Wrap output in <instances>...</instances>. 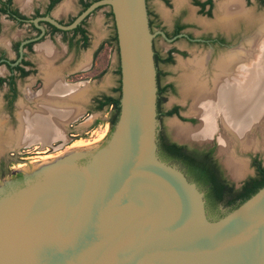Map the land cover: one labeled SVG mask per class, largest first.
Segmentation results:
<instances>
[{
    "label": "water",
    "instance_id": "obj_1",
    "mask_svg": "<svg viewBox=\"0 0 264 264\" xmlns=\"http://www.w3.org/2000/svg\"><path fill=\"white\" fill-rule=\"evenodd\" d=\"M219 8L224 28L260 22L256 48L216 62L208 78L201 47L174 42L184 54L157 66L160 85H172L161 110L178 106L182 118H157L154 53L170 46L149 28L156 0H98L69 25L45 18L70 31L89 16L87 38L68 52L58 39L53 47L65 91L51 72L40 110L0 120V264H264V186L232 210L228 198L208 209L181 161L158 153L159 134L213 146L236 188L255 177V159L264 168V14L255 19L238 0ZM102 96L119 101L113 125ZM48 142L53 150L28 146Z\"/></svg>",
    "mask_w": 264,
    "mask_h": 264
},
{
    "label": "flooded vegetation",
    "instance_id": "obj_2",
    "mask_svg": "<svg viewBox=\"0 0 264 264\" xmlns=\"http://www.w3.org/2000/svg\"><path fill=\"white\" fill-rule=\"evenodd\" d=\"M65 0H0V110L3 116L0 120L6 119V124L18 117L21 109L31 113L40 110L41 102L38 96L43 93L44 82L47 75L51 72L59 75L58 84L65 91L61 81L60 72L54 68L58 62L55 52L57 39L62 41L68 52L77 46H84L87 38V18L73 30L60 31L45 18L51 19L61 25H69L82 11L86 4L98 1L77 0L79 9L74 15L68 9L69 6L61 3ZM227 0H156L161 6L160 15L165 17L166 25L162 24V18L158 13H153L152 18H148L149 28L154 38L159 37L170 47L166 50L163 57H156V82H157V118L165 116H176L182 118L178 112V106H173L167 110H161L163 93L167 89H172L171 84L161 86L159 83L160 72L158 62L170 63L175 53H182L173 46L174 42L184 40L188 45L201 47V54L197 58H204V66L207 77L214 73L215 64L226 59L227 56H240L242 53L252 52L257 45L260 22L253 24L238 18L229 28L222 27L217 21L220 17L219 5ZM242 11L249 13L254 18H259L264 14V0H238ZM54 9L61 12L56 17ZM149 15V13H147ZM150 16V15H149ZM4 27L17 28L19 33L14 36L5 37ZM78 28V30H77ZM257 37V38H256ZM49 50L53 57L44 60L40 51ZM222 52L212 59L218 51ZM64 72L63 75H67ZM69 77V76H68ZM106 96L100 97V100ZM36 105V106H34ZM37 106L39 108H37ZM36 108V110H32ZM6 126V125H5ZM222 128V126H221ZM72 136V135H71ZM50 144V145H49ZM47 145V146H45ZM49 145V147H48ZM28 146L46 147V150H53L54 143H33ZM171 146H175L178 155L184 159L200 163L208 168L220 182L239 189L229 183L223 173L222 166L215 159L213 146L188 145L177 143L168 139L165 134L158 135L159 152H171ZM26 147V146H25ZM36 147V148H37ZM171 163L170 161H167ZM173 164V163H171ZM255 175L258 165L253 161ZM176 165V164H174ZM187 178L186 172L178 166Z\"/></svg>",
    "mask_w": 264,
    "mask_h": 264
},
{
    "label": "trees",
    "instance_id": "obj_3",
    "mask_svg": "<svg viewBox=\"0 0 264 264\" xmlns=\"http://www.w3.org/2000/svg\"><path fill=\"white\" fill-rule=\"evenodd\" d=\"M88 6L89 4H86L84 7L87 8ZM154 61H156L155 56ZM98 107L99 109H102L103 107L112 108L111 123L113 125L117 120L119 112L118 99L103 97L98 101ZM170 149V153H164L162 151L159 152L158 148L159 156L164 161H170L168 157L181 161L183 164L181 167L186 172L189 179L196 183V185L204 192V199L208 209L216 207L218 202L222 201L224 198H228L229 201L227 202L226 207H229V209L232 210L264 186V168L259 165L255 177L249 178L239 189H234L233 186L220 182L215 178L212 172L208 170V168L200 163L179 156L177 152L178 149L175 146H171Z\"/></svg>",
    "mask_w": 264,
    "mask_h": 264
}]
</instances>
